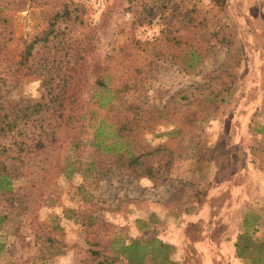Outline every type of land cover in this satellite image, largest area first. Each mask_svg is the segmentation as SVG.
<instances>
[{
    "label": "rangeland",
    "instance_id": "1",
    "mask_svg": "<svg viewBox=\"0 0 264 264\" xmlns=\"http://www.w3.org/2000/svg\"><path fill=\"white\" fill-rule=\"evenodd\" d=\"M45 2L0 0V160L16 174L0 194V264H127L122 244L151 237L172 245L173 264H251L264 249V0H59L71 11L49 34ZM63 83L79 90L61 115L52 97ZM119 102L137 122L97 149L95 127L114 130ZM119 146L138 156V175L113 160ZM30 187L17 212L13 194ZM190 219L191 238L205 225L210 238L240 232L243 256L231 245L220 249L231 263L178 255L169 232ZM142 264L162 263L151 250Z\"/></svg>",
    "mask_w": 264,
    "mask_h": 264
},
{
    "label": "trees",
    "instance_id": "2",
    "mask_svg": "<svg viewBox=\"0 0 264 264\" xmlns=\"http://www.w3.org/2000/svg\"><path fill=\"white\" fill-rule=\"evenodd\" d=\"M216 5L219 7H222L225 3H227V0H214ZM46 7L43 10L44 13V18L45 21H47L48 25V31L46 34L53 33L54 31V26L57 23V20L59 18L63 17H68L70 14V9L68 8V5L66 3H63L62 5L60 4L59 0H46L45 2ZM78 44L80 46L73 47L74 52L78 53L77 51L79 50V54L83 53V51H86L88 41L84 40H78ZM30 46L27 48V54L29 55L30 53ZM81 47V48H77ZM26 59V56L23 57L22 60L19 61V64H22L23 61ZM20 66V65H19ZM107 69V65L104 66H96L95 71L97 72V76L95 78V84L97 85L96 88H101V90L108 91L110 90L109 85H108V80L109 77L107 73H105V70ZM77 84L72 86L71 83H69L68 86H64V83L60 85L59 89L55 92L54 96L52 97V100L54 102L53 107L55 110H58V113L61 114L63 108H69L73 109V107H76L75 103V98L77 97L79 88ZM128 84H123L122 87L117 88L116 92L117 94L119 93L120 95L125 94V92L129 89H131ZM133 89V88H132ZM106 101L109 98V95L106 96ZM121 102L117 103V105L111 104L110 107L108 108V111H111L113 107L115 108L113 118V124H114V130L109 133L108 130H105V126L99 123L94 130L93 137L95 138L94 146L97 149L101 150H107L109 147H116L117 139H121L123 135H127L131 132L133 127L135 126L137 122V118L134 117H129L126 114H122L120 110V104ZM100 106H103V103L99 104ZM3 115V116H2ZM62 115V114H61ZM1 119L3 120L4 118L6 119L7 115L5 113L3 114L2 111L0 112ZM4 121V120H3ZM6 127L9 129V126H14L15 123L10 122V120H6ZM112 127V126H111ZM11 128V127H10ZM112 134V135H111ZM107 137L113 138L114 140L108 141ZM97 138V139H96ZM36 145L38 147L43 146V142H41L40 138L36 140ZM78 144H72V148H75ZM115 145V146H114ZM26 146V144H23L20 146V148H23ZM120 146L115 149V158L113 159L115 162H118L121 164L123 167L127 168L132 166V171H135V175H138L140 172L136 166H133V163H137L138 156L135 153L132 152H123L120 150ZM30 149L31 148H27ZM2 151V148L0 149V152ZM129 156V157H128ZM113 161V162H114ZM127 163V164H125ZM139 171V172H138ZM144 171H149L148 169L142 170ZM16 177V174L13 173L7 166V164L3 161L0 160V194L5 193L6 191H10L12 188V180L13 178ZM12 193V192H11ZM13 196L18 200L16 206L14 207L17 212H21L27 209L28 207V200L26 198H31L33 196V192L31 187L28 188L27 191L22 194V197L20 195L13 194ZM11 198V197H10ZM25 198V199H23ZM12 200L10 199V202ZM202 200L198 201L201 202ZM6 218L5 214H0V223ZM239 238H241L242 234L238 235ZM260 246H263V242L258 243ZM150 246V249L147 251L146 247ZM235 247H236V254L240 257L243 256L244 250L247 249L248 244H244L242 246L243 249L240 248L239 241L235 242ZM3 248V243L0 242V251ZM172 245L160 240L157 237H151L148 239L140 240V239H132L129 243L127 244H122L120 248V253H123L126 260L127 264H142L144 261V257L146 253H150L152 250L154 252L155 259H160L162 264H173V260L170 257L171 250H172ZM261 250V255L256 258L255 260L252 261L251 264H264V249L259 248ZM94 253H98V251H93ZM117 254L112 255L111 260H113ZM102 262H99L101 264Z\"/></svg>",
    "mask_w": 264,
    "mask_h": 264
},
{
    "label": "crops",
    "instance_id": "3",
    "mask_svg": "<svg viewBox=\"0 0 264 264\" xmlns=\"http://www.w3.org/2000/svg\"><path fill=\"white\" fill-rule=\"evenodd\" d=\"M235 135H239V134L236 133ZM238 139L239 140H236L235 145L238 144V141H239L240 145L242 144L241 139L239 137H238ZM245 144H246V148L249 149L247 142ZM215 145H217L218 147H221V140H220L219 144H215ZM227 148H229V147L222 145V148H220V150H217V151L215 150V153L218 154V153L222 152L223 154H225L226 152H228L227 150H225ZM223 149H224V151H222ZM205 198H206V196H205ZM202 206H204V200L203 199L201 202H197V206L195 207V211H199L202 208ZM238 213H240V211ZM196 222H197L196 220L193 221L192 219H190L189 222L188 221L186 222L185 227L176 226L173 228V230L171 232H169L170 233L169 234L170 235L169 243H172L176 247L177 254L182 255L184 253L185 248L191 247V248H194L195 250L200 252V255L203 259V262H205L204 259H206V258H209L210 260L216 261V259H218L219 257H222L224 263L227 260H228L227 263L228 262L231 263L235 259L234 255L231 254V256H228L229 258L227 259V257H225V253L223 252V254H222L220 249H222L223 247H226L228 245H231L232 247L235 248V242L237 241V237H238L240 232L235 230V231L231 232V234H228L226 232V230H228L229 228L223 227V228H220V230L216 231V233H215L216 235L213 238H210L209 233H212L214 231L213 230L214 226L205 225V226H201L200 228H198L196 236L191 238L188 236L187 228L190 227V226H188V224H193V227H192V229H193L194 225L197 224ZM187 243H192V244L190 246H186ZM214 248L216 249L215 252L212 251V250H215ZM223 255H224V257H223ZM229 259H231V260L229 261Z\"/></svg>",
    "mask_w": 264,
    "mask_h": 264
}]
</instances>
